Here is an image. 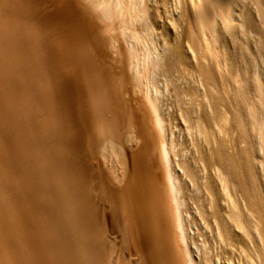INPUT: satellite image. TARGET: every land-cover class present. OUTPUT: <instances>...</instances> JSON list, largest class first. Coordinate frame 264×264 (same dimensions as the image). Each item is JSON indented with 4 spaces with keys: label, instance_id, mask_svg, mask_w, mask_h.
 <instances>
[{
    "label": "bare ground",
    "instance_id": "bare-ground-1",
    "mask_svg": "<svg viewBox=\"0 0 264 264\" xmlns=\"http://www.w3.org/2000/svg\"><path fill=\"white\" fill-rule=\"evenodd\" d=\"M19 1L16 3L17 5L11 7V5H6L4 0H0V6L6 5V10L9 8L13 17L18 21L21 20V24L17 22L22 33L25 35L33 31V29H30L31 27L27 20L23 21L22 17H25L31 22L34 21L36 17H39L40 13H43L48 19V25L45 29L48 33L45 32L47 36L44 38L46 39L45 41H47V39L51 41L50 43H52L51 46L54 50L53 54L57 57V63L53 62L55 56L52 54L49 61L53 63L52 67L56 75L59 71L56 80L63 84L65 87L64 90H66L67 86H69V89H72V91H74L76 87L78 89L77 91L79 93H77L78 95H75L74 98L77 99L79 103V109H77L78 119L75 118L77 119V125H80L79 127L75 125L76 123L73 117L74 115L76 116V114L73 115L70 110L67 112L68 114L66 113V122H63V119L60 121L59 117H57L58 121L57 119L54 120L51 118L56 115H53L51 112L49 113L51 114L49 117L47 110L49 108L43 109L44 113H40L42 119H38L40 117L36 114L33 115V113L31 116L29 113L27 115V112L21 109L22 107L20 110L18 109V107H20L18 104L19 102L16 105L11 103L9 99L10 96L6 94V87H0V264H105L103 261V258H105L103 256L104 252L102 248H100V244H94L97 234L93 237V239H95H92V236L95 235L96 232L93 214H91V210L86 205V200L84 198L85 194L84 196L82 195L83 189L81 190L79 188L83 186L81 183H83L84 175L83 177L79 176L76 170L73 172V167L75 169L79 168L78 165L75 164L79 162L80 149L88 143L82 138H79L80 135L75 136V132L73 142L77 149L73 148L72 151L68 152L69 154H67V156H64L62 152H60L62 163H60V167L58 166L57 169L55 168L57 165L56 162L59 159L58 157L51 159L46 155L41 153L40 155L38 153L39 149L45 144L49 146V141L58 148L57 146H59V143H55L57 142L56 138L54 140L53 137L48 139L55 134L54 127L59 134L60 128L66 134L68 130H70V128L68 129V125L74 122L77 130L79 128V131L83 132L81 136H85L86 134L90 135L93 134V132H104L106 135L116 136L122 123L130 118L129 104L127 105L125 102L126 99L123 100L121 96L122 91L124 93L123 88H125L123 77L121 78L114 69L104 63L100 46L101 38L99 39V32L94 28V23L97 19L100 21V19L105 18L110 21L111 25L115 26L116 22L114 19H117L119 14L122 12H126L124 13L126 15L127 12H131L132 14L134 9H136V14L134 13V15L140 20L136 22V20L133 19V22L130 18L131 16L129 17L130 22H133L129 29L127 28L129 36L137 39V41L140 40V43L145 41V36L147 35L151 36L155 34L160 38V44L158 41L156 42V40L150 41V45L148 46L151 48L149 47L150 49H148V51L150 50L153 55L151 64L153 69L157 71L158 68H163L164 73L171 77V94L174 96L183 94L182 90H184V88L178 85L179 80L192 82L193 86L192 88L189 86V90L195 91L197 89L201 91V94L199 93L200 95L198 96L200 99L198 103L200 104V116L196 114L197 118L188 117L190 114L187 111L191 105L188 107L187 113L184 114L189 118L190 126L197 129L195 130L196 132H202V130L206 128L210 130V128H212L211 126H213L217 133L228 136L230 132L234 130L239 131V134L242 136L247 134L243 127L241 114L235 103L237 91L234 92V94L230 92L228 84L231 80H236V76H232L231 71L234 64L237 62V47H245L243 45L251 41L249 39H253L252 37H254V29L256 27L254 28L253 22L244 21L243 18L247 16V14L244 17L242 16L243 14H236L235 9L231 6L234 2H238L235 0H171V3L180 9V12L178 11V18L172 15L169 17L164 16L165 13L168 15V0H83L86 2L89 1L88 4L91 3V5H93V2L97 5V9H99L95 14L96 18L93 17L92 20L85 14L86 12L81 7L80 10H78L77 7L79 6H76L75 3H73L74 1L70 2L64 0V3L61 2L63 4L56 3V5H47L45 8L40 7L41 5L39 7L30 6L24 3L25 0L23 3L21 1L19 3ZM9 2L11 3V0H9ZM210 3L217 6L219 14L211 13ZM213 8H215V6ZM235 8L237 9V7ZM212 12H214V10ZM244 12L242 11V13ZM75 15H79L80 19L73 24L70 20ZM214 15H217V19ZM189 20L194 24H192L189 31H187L188 33L185 32L182 37L176 36L175 33L179 25L182 27V24L188 23ZM1 22L0 19L1 31L8 30L14 34L15 22L13 20H11V23L7 22V20H5V23ZM169 23L171 25H169ZM17 28L19 29V27ZM145 28H149L147 34L144 32L146 30ZM239 30L243 33H239ZM33 32L36 34L35 30ZM33 32L30 33V38L35 39ZM17 37L15 35L14 38L16 39ZM21 38L23 37H20V39ZM39 38L41 39V37H38V39ZM32 44L35 45L34 43ZM238 44H240V46ZM184 46H186L187 49H185ZM3 48L1 47L2 50ZM145 54L147 55V53ZM1 59L3 60L4 58ZM35 59L38 61L37 63L46 61V57L42 52H37L35 54ZM26 62L30 65L31 73H38L40 71V65L38 69L37 66L34 68L30 58L28 61L26 60ZM149 63H151L150 60ZM146 64L148 65V63ZM17 65H19V63ZM150 67L151 66H146V69ZM63 70L68 72V80L64 79L66 75L64 76ZM159 71L161 72L163 70ZM233 72L236 73L235 71ZM4 74L2 78H6ZM48 76L49 75H47V77ZM28 82L31 81L29 80ZM32 82L34 81L32 80ZM39 82L40 87L42 86V94H36H40L49 104L48 99L51 98L52 92L51 90L48 92L49 87H47L46 84L48 82L42 84V79L41 81L38 80V83ZM263 86H258L260 92L263 91ZM30 89L28 88L26 90L28 91ZM23 91L25 90H22V92ZM31 94H34V92ZM238 94L242 96L241 93ZM12 96L13 95H11V98H13ZM15 97L16 96H14V98ZM31 98H27L26 102H31ZM163 98L164 100L167 99H165V97ZM144 99L150 108L152 123L145 120L139 121L137 125L138 144L134 154H130L127 149H122L123 147L121 146L118 149L116 148L121 167V172H119L121 173L119 175L120 189H118L120 191L117 194L115 193L112 199L117 201L118 210L123 214L126 236L128 240L136 246L135 248H137L138 253H140L139 256H141L140 258L143 264H178L177 250L171 242L167 227H164V217H166L165 212H167L164 206L166 200L165 192L160 183L158 174L156 173V169L154 168L156 163L155 154L158 151V146H160L162 142H166L169 128V125L168 128H166V124H169V122L166 121L167 123L165 124L163 118L159 114L160 110L158 111V109L160 102L157 100L156 96H152L147 90L144 92ZM21 100H23V96ZM35 101L36 100H34V102ZM182 101H184V99ZM75 102L77 101L75 100ZM234 103L236 105H234ZM50 104L52 105L51 102ZM51 105L49 107H51ZM28 107L30 108V106ZM38 107H40V105ZM168 110H170V108ZM106 113H109L110 116H105ZM34 117L38 118L35 119ZM189 123L187 124L189 125ZM194 123H196V125H194ZM75 126H73L72 131L76 129ZM192 128L189 130L193 131ZM254 128V126L251 127L252 130H254ZM7 130L10 131L8 132L9 135L7 134V137L10 136L9 140L6 138L3 139ZM49 132L50 134L47 136ZM212 134L213 133L210 135L213 137L214 134ZM236 142L238 141H223L215 150L208 148L207 151L209 152L206 154V159L213 162L218 167V178L219 181H222L221 185L223 184V186H226L230 193L233 194V197L226 196L217 199L212 196V190L216 184L207 185L208 192L211 191L213 199L211 201V216L214 219L219 234L217 238L219 243L217 244L229 246L231 252L235 254L238 249L244 246L243 243L245 242L251 247L250 249L253 250V254L248 252L251 257L245 255L248 259L247 264H264V195L260 190L259 173L254 165L255 159H261L263 162L262 172L264 173V153H262V156L256 155L254 148L251 147L252 145L242 146V148L239 149V143L236 145ZM74 143H72V145ZM65 144L67 145L68 143ZM61 146H64V144L59 147ZM42 150L44 149H41V151ZM166 150L167 147L164 151L162 150V154L164 160L168 163L169 160H167ZM56 151L58 154L57 149ZM150 167L153 169H150ZM176 177V170L169 167L167 169V181L171 189H173L175 181H177ZM51 178H54L52 183L48 182ZM17 192L25 197H30V200H34L35 194L38 204V206L36 204V207L42 214H39V216L31 214L35 219L32 221L30 218L32 216L29 210L26 209V203L24 204L22 198H20L21 195L19 196ZM241 200L243 201V207L240 206ZM177 219L180 224L181 219L179 215ZM158 220L163 227L157 226ZM155 231H160V235L156 236V234H154ZM158 237L163 238L162 246L159 244L161 241H158ZM187 253L188 264H195L193 257L189 255L188 251ZM231 258L233 259L232 255ZM235 259L230 261V263L235 264ZM236 260L237 264H241L238 258Z\"/></svg>",
    "mask_w": 264,
    "mask_h": 264
},
{
    "label": "rangeland",
    "instance_id": "rangeland-1",
    "mask_svg": "<svg viewBox=\"0 0 264 264\" xmlns=\"http://www.w3.org/2000/svg\"><path fill=\"white\" fill-rule=\"evenodd\" d=\"M4 1L6 5L8 4V6L11 5L12 7L14 5H17L16 3H18L19 0H11V3L9 2V0H4ZM20 1L23 3L24 0H20ZM65 1H70V2L74 1L73 3H75L76 6H79L77 7L78 10H80V7H81L86 12L85 14L89 16L91 20L93 17L96 18L95 14L96 12H98L99 9H97L98 8L97 5H95L93 2H92L93 5H91V3L88 4L89 1L86 2L83 0H65ZM65 1L64 0H59V1H56V0H25L24 3L29 4L30 6H33V7H39L41 5L40 7L45 8L47 5L48 6H51L53 4L56 5V3L60 4L61 2L64 3ZM235 1H238V2L233 3L236 6L233 4L231 6L232 8L235 9L236 14L237 13H238L237 15L243 14L242 15L243 17L247 14V16H245L246 19L245 17L243 18L244 21L253 22L252 24L254 25V28L256 27L254 29V37H252L253 39H249L251 41H249L247 44H244L243 46L245 47H240V48L237 47V53H238L237 62L236 64H234V67L232 68V71H231L232 76L234 77L236 76V80L235 81L231 80V82L228 84V89L230 90V92L234 94V92L237 91L236 93L237 96L235 98V103L237 105L235 103L234 105L237 106V109L239 110L241 114V117L243 120V127H244V130H246L245 133H247L243 136L239 134V131L237 130L230 132V135L228 136V135H223L221 133H217L216 129L213 126H211L212 128H210L211 131L208 130L209 128L208 129L206 128L204 129L205 131L202 130V132H199V131L196 132L195 130L197 129H195L194 127L192 128L190 126L191 125L189 123L190 116L191 118H195V117L197 118V116H200L199 114L200 104H198L200 99L198 96L201 94V91L197 89L195 91L196 92L199 91L198 93H196L194 90L191 91L189 89L190 87L192 88L193 86L192 82L190 83L186 80H179L180 82L178 81L179 83L178 85L182 86V88H184L185 91L187 90L186 93L184 90H182L183 94H181L180 96H174L173 94H171V89H170L171 88L170 87L171 77L167 76V74L164 73L163 68L162 69L158 68L157 71L156 69H153L151 65L153 55L150 50L148 51V49L151 48L150 46H148L150 45L149 44L150 41L156 40V42L158 41V43L160 44L161 42L159 41L160 38H158L157 35L155 34H152L151 36L147 35L145 36V41L142 42L141 40L142 43H140V40L137 41V39L131 38L129 36L128 29L134 22L133 19H135L136 22L140 20L137 18L136 15H134V13L136 12V9H134V12H132V14L131 12L130 13L127 12V15L124 14L126 12L124 13L122 12L121 14H119L117 19L115 18L117 21L114 19V21L116 22L115 26L111 25L110 21L106 20L105 18L104 19L99 18L100 21L97 19L95 22L96 24L94 23L93 25L96 31L99 32L98 34L99 39L101 38L100 46H101V54L103 56L104 63L106 65H109L112 69H114L115 72L121 76V78L123 77L125 88H123L124 93L122 91L121 96L123 97L122 98L123 100L126 99L125 102L127 103V105L129 104L128 108L130 112L129 113L130 118L122 123V126L120 127V130L117 132L116 136L115 135L109 136V135H106L104 132H98V133L93 132V134H90V135L84 134L85 136H81L83 132H80L79 128L77 130L75 126L77 125V119H78L77 109H79V106H78L79 103H78V100L74 98H75V95H78L77 93H79L77 91L78 89L76 87V89L72 91V89H69V86L66 85L67 88L66 90H64L65 87L63 86V84L60 81L56 80V78L59 75L58 74L59 71L56 75L55 70L52 67L53 63L49 61L51 54L53 56L55 55L53 54L54 50L51 46L52 44L50 43L51 41H49L48 39L47 41H45L46 39L44 38L47 36L46 33H48L47 30H45L48 25L47 23L48 19L43 15V13H40L39 17H36L35 20L31 22H29L28 19H26L25 17H22L23 21L27 20V22L29 23L31 27L30 29H33V31L34 30L36 31V34L33 31H30L29 33H26L25 35L22 33L21 28L19 26V24H21L20 23L21 20L20 21L16 20L15 17H13L11 10L9 8L8 10H6L7 9L6 5L0 6V19L2 21L1 23H5V20H7V22H10V23H11V20L15 22L14 23L15 24L14 34L8 30L1 31V28H0V43L2 42L0 44V56H1L0 57V67H1L0 68V87H3V88L6 87V90H7L6 94L10 96L9 99L11 100V103L16 105L19 102L18 103L20 106L18 107L19 110L22 107L21 109H24L27 112V115L29 113V115L31 116V114L33 113V115L36 114L38 115V117H40V118L34 117L35 119L36 118L42 119V116H40V113H44L43 109H47V108H49L47 109L48 114L50 112L53 115L56 114L55 117L52 116L51 118H53L54 120L57 119V121H58L57 117H59L60 121L63 119L62 121L66 122L67 117L65 116H66V113L69 112V110L73 113V115L76 114V116L74 115L73 117L74 122L76 124L74 125V122H73V123H70V125H68V129L70 128V130H68V133L65 134L64 131H62V129L60 128V134H59L56 128L54 127L55 134L48 138V139H51L53 137V140L56 138L57 142L55 141L54 142L59 143V146L62 144H64V146H61V147L57 146L58 148H56L53 145V143L49 141V146L45 144L43 146L44 148L43 147L40 148L38 153L46 155L48 156V158H51V159L58 157L59 159L56 162L57 165L55 168L57 169L58 166L60 167V163H62L61 162L62 158L60 159V156H61L60 152H62L64 156H67V154H69L68 152L72 151L73 148L77 149L75 143L73 142V139L75 138V136L80 135L79 138H82L88 143L87 145L82 146V148L80 149L79 162L78 164H75V165H78L79 168L75 169L73 167V172L76 170V173L77 174L79 173L78 174L79 176L83 177L84 175L83 183H81L83 186H80L79 188L81 190L83 189L82 195L84 196L85 194L84 198L86 200V205L91 210L92 212L91 214H93L94 222L96 224L95 225L96 232H95V235L92 236V239L97 234L96 239L94 238L96 240L94 241V244L95 245L100 244L99 246L100 248H102V251L104 252L103 256L105 258H103V261L105 264H143L142 259L140 258L141 256H139L140 253H138L137 248H135L136 246L133 245L126 236L127 234L124 228L123 214H121L122 212L118 210L119 207H118L117 201L113 200L112 196H114L115 193L117 194L120 191L118 189H120V184H119L120 176L119 175L121 173L119 172H121V167H120L118 154L116 152L117 151L116 148L118 149L121 146L123 147L122 149H127L130 154H134L137 144H138L137 125L139 121L145 120V121H148L149 123H152V119L150 118V115H151L150 108L144 99V92L147 90L149 93H151L152 96H156L157 100L160 102L158 111L160 110L159 114L163 118L164 123L166 124L167 122H169V124H166V128H168V125H169L167 136H166V142H162L160 146H158V151L155 154L156 163H155V166L154 165L153 166L156 169V173L158 174L160 183L165 192L166 200H165L164 206L167 212H165L166 217H164V220H165L164 227H167V230H168L167 232L171 239V242L174 248L177 250L178 264H188L187 251L189 252V255H191V257H193V259L195 260V264H232L230 263V261L234 260L235 258L236 259L238 258L241 264H247L248 259L245 255H249L248 252H251V254H253V250L250 249L251 247L248 246L245 242H244L245 244L243 243L244 246L238 249L235 252V254L231 252L229 246L227 245L223 246L222 244L221 245L217 244L219 243L217 240L219 234L217 231V227L214 223V219L211 216V211H212L211 201L213 200L212 196L217 199H221L226 196L233 197V194L230 193V191L228 190L226 186H223V184L221 185L222 181L221 180L219 181V178H218L219 172L217 169L218 168L217 165H215L213 162L206 159V156H207L206 154H208L207 152H209L207 151L208 148L215 150L218 148L221 142L226 141V140L238 141L236 142V145L239 143L238 144L239 149L242 148V146L244 147L246 145L247 146L252 145L251 147L254 148V151L256 152V155L258 156L259 155L262 156V153H264V96H263L264 95V86H263L264 85V0H235ZM168 2H169V5L167 6L168 15L167 13H165L164 16L169 17L172 15L173 17L178 18L180 9L178 7H175L171 3L172 2L171 0H168ZM214 6L215 8H213ZM235 7H237V9ZM238 9L241 12H239ZM210 10H211V13L213 14H219V11L217 10V6L213 3H210ZM213 10L214 12H212ZM242 11L243 12L245 11V12L242 13ZM214 16L217 19V15H214ZM129 17L131 18V20H133V22H130ZM79 19H80V16L75 15L70 21H72V23L74 24L77 21H79ZM17 21L19 22V24ZM192 24L194 23H192V21L189 20L188 23L182 24V27L181 25H179L175 33L176 36L182 37L185 32L189 31ZM169 25L171 24L169 23ZM17 27H19V29ZM145 29L146 30L144 32L145 34H147V32H149V28H145ZM32 32H33V35L35 36V39L30 38V33ZM240 32L241 30H239V33ZM20 33L22 36L20 35ZM242 33L243 32H241V34ZM15 35L16 37L20 36L23 38L20 39V37H17L15 39L14 38ZM38 37H41V39L39 38L40 39L39 40ZM30 40L35 45H33ZM37 43H40V44H37ZM141 44H143L144 46ZM238 45L240 46V44ZM19 46H21L22 48ZM1 47L3 48V50L5 49L6 51L5 50L3 51ZM36 48H38L39 51ZM184 48L187 49L186 46H184ZM244 48L247 50H245ZM11 50H12V53H11ZM37 52H42L43 55L46 57V61H40V63H37L38 61H36L35 59V54ZM144 52L147 53V55ZM8 54L10 57L8 56ZM24 56H27V57H24ZM1 58H4L3 59L4 62ZM29 58L31 59L32 66L34 68L37 66V69H38V66L40 65L39 67H41V69L38 73L30 72V67H29L30 65L28 64V62H26V60L28 61ZM53 60H54L53 62L57 63L56 56L54 57ZM149 60L151 61V63H149ZM18 63L19 65H17ZM146 63H148V65ZM144 65H146L147 67L151 66L150 67L151 69L150 68L146 69V66ZM56 66L58 67V65ZM159 70H163L161 71L162 73ZM233 71H235L236 73H234ZM3 74H4V77L6 78H2ZM63 74L64 76L66 75L64 79L68 80V72L67 71L65 72L63 70ZM47 75L49 76L47 77ZM145 77L147 78L149 77V78L147 79ZM167 78L170 80H168ZM41 79H42V82H41L42 84H45L46 82H48L46 83L47 87H49L48 92H50V90L52 92L51 98L48 99L49 104L41 97L40 94L39 95L36 94V93H41L42 86L40 87V82L38 83V80L41 81ZM29 80L31 82H28ZM32 80L34 82H32ZM17 82H20V83H17ZM258 86H263L262 92H260ZM28 88L30 90L27 91L26 89ZM22 90H25V91L22 92ZM33 92L34 94H31ZM238 93H241L242 96L240 95L241 96L240 97ZM11 95H13L12 96L13 98H11ZM14 96L16 97L14 98ZM22 96H23V100H21ZM163 97L167 99L164 100ZM27 98H31L30 100L31 102L27 101L28 104L26 102ZM169 99L172 101H170ZM183 99L184 101H182ZM34 100H36L35 101L36 103L34 102ZM75 100L77 102H75ZM50 102L52 103V105L50 104ZM171 102H172V105H171ZM179 103H181L182 105ZM39 105L40 107H38ZM50 105L51 107H49ZM28 106H30V108L32 107L33 109L32 108L30 109ZM168 107L170 108V110H168L169 109ZM188 107H189V110L187 111ZM250 109L251 110L254 109L252 110L253 113ZM52 110H54L55 112ZM186 111L190 114L188 116L189 118L184 115L187 113ZM249 113L252 115H250ZM196 114H199V115L196 116ZM50 115L51 114H49V117ZM105 116L108 117L110 116V114L106 113ZM167 116H170V117H167ZM187 123H189V125ZM79 125L77 126L79 127ZM194 125H196V123H194ZM73 126H75L76 128L74 131H72ZM253 126L255 127L254 130H252L253 128L251 129V127ZM190 127L192 128L193 131L189 130L191 129ZM8 132L10 131L7 130L3 139L6 138L9 140L10 136L7 137V134L9 135ZM50 132L47 134V136L50 134ZM75 132H76V135H75ZM206 133L209 135H207ZM211 133H213L216 137L213 134H212L213 135L212 137L210 135ZM65 143H68V144L66 145ZM72 143L74 144L72 145ZM165 145L167 147L166 151H167V160H169L168 163L164 160V157L162 154L164 149H166ZM48 148H50L51 150ZM41 149H44L46 151L44 150L41 151ZM56 149L58 150V154H57ZM262 164L263 162L261 159L254 160V165L256 167V170L259 173V179H260L259 183L261 186L260 190L262 191L264 195V175H263L264 173L262 172L263 171ZM169 167L176 170L177 181H175V185L173 187L174 190L169 187L168 181H167V169ZM150 169H153V168L150 167ZM51 179L48 182L52 183L54 178H51ZM208 184H214V185L216 184L214 187L215 190L212 188L213 189L212 196H211V191L208 192V188H207ZM17 194L19 196L21 195L20 198H22V201L24 202V204L26 203L25 206H26V209L29 210L30 215L34 214V216L36 215L39 216V214L40 215L42 214L40 210L36 207L37 200L35 198L36 196L35 194H34V200H30L29 199L30 197L27 196L28 197L27 198L24 195L19 194L18 192ZM240 204H241L240 206L243 207L242 200L240 201ZM178 215L180 216V219H181L180 224L177 219ZM34 216L30 217L32 221L35 220ZM158 222H157V226L163 227L159 220ZM159 233L160 231L154 232L156 236H159L160 235ZM158 241H161L159 244L162 246L163 238L158 237ZM231 255L233 259L231 258ZM236 259H235V264H237Z\"/></svg>",
    "mask_w": 264,
    "mask_h": 264
}]
</instances>
